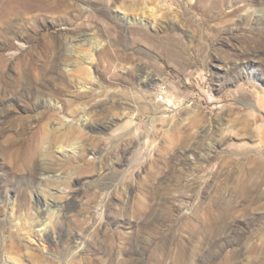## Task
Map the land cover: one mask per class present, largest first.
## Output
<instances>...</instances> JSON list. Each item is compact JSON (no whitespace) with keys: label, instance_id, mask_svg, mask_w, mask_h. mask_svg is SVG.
Listing matches in <instances>:
<instances>
[{"label":"rangeland","instance_id":"rangeland-1","mask_svg":"<svg viewBox=\"0 0 264 264\" xmlns=\"http://www.w3.org/2000/svg\"><path fill=\"white\" fill-rule=\"evenodd\" d=\"M0 264H264V0H0Z\"/></svg>","mask_w":264,"mask_h":264},{"label":"built area","instance_id":"built-area-1","mask_svg":"<svg viewBox=\"0 0 264 264\" xmlns=\"http://www.w3.org/2000/svg\"><path fill=\"white\" fill-rule=\"evenodd\" d=\"M168 93L166 86L164 84H157L154 88V96L157 99V102H159L162 105H166L167 107L172 106L174 103V99L168 98Z\"/></svg>","mask_w":264,"mask_h":264},{"label":"bare ground","instance_id":"bare-ground-1","mask_svg":"<svg viewBox=\"0 0 264 264\" xmlns=\"http://www.w3.org/2000/svg\"><path fill=\"white\" fill-rule=\"evenodd\" d=\"M164 5V4H163ZM92 61H93V58H92ZM91 62V61H90ZM43 198V199H42ZM63 198V197H62ZM36 202H37V204H43V206L45 207L44 208V210L42 211V215L43 216H45V215H50L51 214V211H53V210H51V209H53V208H58V207H60L61 206V204H59L60 202L59 201H55V203H52V204H50V202L48 203L47 202V199H46V197H40V196H36ZM64 206V205H63ZM57 213V212H56ZM55 215V214H54ZM53 216V215H52ZM42 232H44V230L42 231ZM28 234L26 233V236H27Z\"/></svg>","mask_w":264,"mask_h":264}]
</instances>
